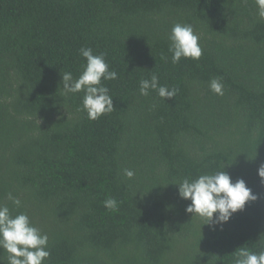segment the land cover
<instances>
[{
    "label": "trees",
    "instance_id": "16d2710c",
    "mask_svg": "<svg viewBox=\"0 0 264 264\" xmlns=\"http://www.w3.org/2000/svg\"><path fill=\"white\" fill-rule=\"evenodd\" d=\"M177 23L199 37L198 60L172 63ZM82 47L117 72L102 80L114 111L96 120L83 91L64 95L62 73L76 79L86 64ZM152 75L175 97L141 95ZM262 164L255 0H0V204L47 234L45 264H234L241 247L264 250ZM220 169L258 196L222 229L187 213L175 184ZM7 256L0 249V264Z\"/></svg>",
    "mask_w": 264,
    "mask_h": 264
},
{
    "label": "clouds",
    "instance_id": "9594fccd",
    "mask_svg": "<svg viewBox=\"0 0 264 264\" xmlns=\"http://www.w3.org/2000/svg\"><path fill=\"white\" fill-rule=\"evenodd\" d=\"M258 16L264 19V0H255ZM169 51L172 53V63H178L181 58L198 60L202 49L198 43L199 37L194 33L191 25L175 24L168 37ZM80 54L86 59L83 71L74 79L70 72L62 73L64 95L83 91L82 108L88 119L96 120L102 115L114 111L113 99L109 88L102 83L117 79V72L109 70L104 54L95 55L91 48H81ZM149 89L156 90L163 99L174 98L177 89L161 86L158 77L142 79L139 83L141 95H148ZM210 89L217 95H223V85L216 79L210 82ZM222 169V168H221ZM201 174L194 179L184 178L175 183L182 199L190 200L185 211L192 217H199L203 224L215 228L230 220L232 215L242 211L249 201H255L258 196L246 186L243 179L232 181L230 175L222 170ZM261 182L264 183V164L257 170ZM124 175L131 179L135 173L125 169ZM7 199L20 207L19 198L8 194ZM104 207L116 210L118 205L114 198L103 201ZM0 249L7 252L8 264H45L50 256L48 251V236L35 227L26 213L12 215L7 205L0 204ZM234 264H264V250L253 252L249 248L241 247L234 254Z\"/></svg>",
    "mask_w": 264,
    "mask_h": 264
}]
</instances>
